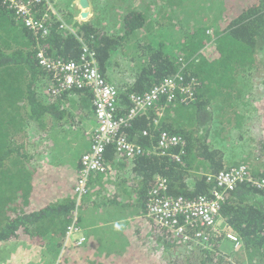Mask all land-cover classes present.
<instances>
[{
    "label": "trees",
    "instance_id": "trees-1",
    "mask_svg": "<svg viewBox=\"0 0 264 264\" xmlns=\"http://www.w3.org/2000/svg\"><path fill=\"white\" fill-rule=\"evenodd\" d=\"M21 1L30 5L38 19L46 8L44 1ZM50 1H57L70 24L74 15L64 11L69 0ZM211 1L200 21L194 18V24H187L179 42L167 45L152 38L139 47L131 37L150 36L153 0H91L103 20H116L119 34H110L100 21H82L73 27L78 39L62 30V22L53 16L47 33L36 34L6 0H0V247L15 242L45 247L51 254L56 249L57 264H231L228 251L217 248L220 237L213 238L215 250L194 248L185 257L181 249L186 244L171 242L168 231L160 230L152 247L145 248L156 231L145 216L150 193L157 187L154 176L163 178L162 192L168 197L192 200L208 195L212 182L207 178L229 167L223 163L224 154L209 143L212 122L224 123L221 131L226 127L243 135L251 131L253 121L235 110L234 101L243 93L240 78L257 71L258 57L264 52V0ZM163 18L171 21L172 15ZM82 44L102 75L117 48L128 53L136 66L131 71L133 81L121 97L123 107L114 117L125 121L118 136L140 146L143 153L119 165L113 164L111 144L103 154L117 173L129 166L123 174H130L122 179L124 184H133L129 190L117 179L91 174L87 192L83 196L76 192L82 177L80 165L74 168L69 163L85 148L76 128L94 117L95 97L85 86L63 87L51 70L39 64L37 55L42 52L51 61L80 64ZM170 77L179 79L178 86L188 93L177 89L171 101L161 96L153 108L127 118L132 98ZM256 111L262 134L253 144L261 155L255 163L243 164L255 180H264V103ZM32 128L34 138L28 135ZM162 133L179 138L180 144L159 146ZM248 141H252L249 136ZM90 187L98 192L93 198H88ZM115 206L141 210L142 224L136 229L113 226L96 234L95 230L82 231L73 218L75 211ZM220 215L227 231L240 239L242 259L236 264H264V192L247 182L238 183L225 193ZM73 224L74 234L66 239L67 227ZM78 238L84 240L75 245Z\"/></svg>",
    "mask_w": 264,
    "mask_h": 264
},
{
    "label": "built area",
    "instance_id": "built-area-1",
    "mask_svg": "<svg viewBox=\"0 0 264 264\" xmlns=\"http://www.w3.org/2000/svg\"><path fill=\"white\" fill-rule=\"evenodd\" d=\"M35 1L38 4L44 1L46 5V8L41 11L39 19L35 17L28 3H24L21 0H6V3L14 11L17 18L21 19L23 24L36 34L45 35L47 33L48 23L53 20V16L62 22L60 26L62 30H68L78 39L73 27L81 22L80 19L74 16L70 24H68L56 6L57 1H54V3H51L50 0ZM64 11L67 12L66 7ZM76 18L77 21L75 20ZM82 45L83 55L82 63L80 64L51 61L42 52L37 55L39 64L51 70L55 75V81L59 82L61 80L63 87L85 86L90 89L95 97L94 117L96 125L90 131L92 138H94L87 152L81 156L79 161L80 174L82 176L76 188L79 196H83L87 192L86 180L89 175L103 174L104 176H114L116 168L108 164L103 156L105 146L110 144L113 146L115 162L132 160L143 153L140 146L118 136L119 127L125 121L114 117L115 112L123 107L121 100L124 93L123 86L129 84L130 78L122 81V78L119 77L121 87L114 86L107 80L108 75H102L99 72L91 55L92 53H89L84 44ZM178 80L176 77L167 78L141 97L132 98L133 107L130 109L127 118L130 119L140 111L153 108L159 102L161 96H166L167 101H171L177 89L180 93L187 94V89L178 86ZM49 84L47 83V85ZM178 143L180 144V139L177 137L167 136L165 133L160 135L159 146L163 148ZM207 180L212 182L208 195L192 200L164 195L162 192L164 191V180H157V187L150 193L145 214L147 219L153 221L156 228V231L154 229L151 233V240L147 241L148 247H152L154 239L160 234V230H166L171 242L176 241L186 244L181 249V253L185 257L194 248V251L201 250L202 247L207 251L215 250L213 238L219 237L220 243L228 241L232 244V251L240 250V239L235 234L227 231L228 226H226L225 220L220 215L225 193L233 190L238 183L242 182L252 184L264 192V180H255L243 163L225 167L217 175L209 176ZM73 234L74 224L67 227L66 239L70 240ZM83 240V238L75 239L74 244L79 245ZM217 248H221L219 242ZM221 254L223 255V252ZM230 257L231 255L229 254L228 259L231 264H236V261H233Z\"/></svg>",
    "mask_w": 264,
    "mask_h": 264
},
{
    "label": "rangeland",
    "instance_id": "rangeland-1",
    "mask_svg": "<svg viewBox=\"0 0 264 264\" xmlns=\"http://www.w3.org/2000/svg\"><path fill=\"white\" fill-rule=\"evenodd\" d=\"M70 3H73L75 0H69ZM91 1V0H90ZM140 1V0H137ZM149 1V0H147ZM154 5L153 15H151V34L147 38L140 36H133L132 41L137 43L141 41H150L152 38L155 41H164L166 44H172V42H179V37L183 36V33L189 26V24H194V18L197 21L201 20V14L203 13V8L207 11L208 3L211 0H183L178 4L168 5L165 4L168 0H153ZM212 0L211 4H214ZM92 7L94 2H91ZM69 10V7L67 8ZM203 10V11H202ZM92 14L94 19L92 22L97 23L100 21V25L108 30L110 34H119L117 22L112 17H106V20H103L100 9H95L93 7ZM172 15L171 21L163 18L164 16ZM98 17L100 19H95ZM77 21V18L75 19ZM170 23V24H169ZM167 44V45H168ZM127 45V44H126ZM259 63L257 71L250 76L246 75L245 77L240 78L241 86L247 81L248 86L244 87V95L247 96L248 102L253 107L258 106L259 100H264V52L258 57ZM114 62V63H113ZM120 61L112 60L110 63L109 70L105 71L107 80H109L114 86L121 87L119 82V77L122 78V81L127 78H132L131 69H136V66L129 67V63H124L126 66L122 67ZM120 89V88H119ZM245 110H251V106H248ZM253 119H249L252 122L250 134L243 135L239 131H235L226 139H221V143H217V148L220 149L226 155L228 160H232L237 153L245 154L247 153L253 145V140L258 138L262 133L259 132L258 123H260V117L250 116ZM249 122L247 125H250ZM253 125L254 128H253ZM218 129V126L215 127ZM248 136L251 138V142L248 141ZM236 141V142H235ZM237 144L238 146H236ZM241 150V151H239ZM234 155H233V154ZM241 154V155H242ZM255 163V161L253 162ZM147 250L150 247H145ZM221 248L226 249L228 254L233 253L232 260L239 261L241 263V254L240 251L233 252L232 244L228 241L221 242ZM56 253V249L52 252L46 250V248H32L26 245H19L18 243H11L4 245L3 248L0 247V264H57L58 258L53 254ZM51 260V261H50Z\"/></svg>",
    "mask_w": 264,
    "mask_h": 264
},
{
    "label": "crops",
    "instance_id": "crops-1",
    "mask_svg": "<svg viewBox=\"0 0 264 264\" xmlns=\"http://www.w3.org/2000/svg\"><path fill=\"white\" fill-rule=\"evenodd\" d=\"M68 7H69V10H67V12L72 13L75 17L78 18V11L75 9L76 6H74L73 3H70V1H69V6H67L66 8H68ZM140 35L141 34H138V36H140ZM131 39H132V37H131ZM143 43H144V41L143 42L142 41L137 42V45L140 47ZM129 51L137 53L136 51H133V50H129ZM112 60L120 61V63L118 62V64H120L122 67H125L126 65L124 63H127V62L129 63V67H131L130 65H132V67H134L133 62H131V56L128 53H125L123 50L118 49V48L116 49V51L111 53V55L109 57V62L111 63ZM109 68H110V65L106 70H109ZM130 71H132V69ZM132 81H133V79L130 78L129 83ZM243 86L244 87L248 86L247 81L245 83H243L241 86V88L243 89V93H244V87ZM243 93L240 94L238 96V99H236L234 101V104L237 105L235 110L237 112H239L240 114L245 115L248 119H253L250 116H258L259 117L258 112L256 111V108L257 107L259 108V106L264 103V100H259L258 106L256 104V106L253 107L248 102L247 96H245ZM248 106H251V110H245ZM95 125H96L95 117L90 116L80 125V128H76L78 130V133L81 135L82 140H85V143H83V146H82V148L83 147H85V148L78 153L76 161L73 160L71 163H69L74 168H79L80 157L88 150V147H89L88 143H89V140L91 138L90 131L95 128ZM221 125L225 126V124L222 123L219 119H216L215 122H212V126L210 128L212 133L210 135L209 143L213 144L215 146L214 147L215 150H220L217 148V143H221L222 142L221 139H226L228 137V136H225L224 134H228L230 136V134L237 131V130H233V129H228V127H226L225 130L221 131ZM216 126H218V129H215ZM215 132H216V134H215ZM28 135L30 137L34 138L35 129L32 128L31 130H29ZM57 136H60V134H58ZM249 142H251V141H249ZM39 144H41V143H39ZM235 145L238 146L237 144H235ZM255 148H256L255 144H253L247 153H245V154H242V152L237 153L235 155L237 157L233 158L232 160H228L226 158V155L222 152L224 154L223 163L226 164L227 166L239 165V164L243 163L244 161H247L249 163L250 162L253 163L254 161H257L258 154L261 155V153L259 151H257L258 154L255 152L256 151ZM260 148H261V146L260 147L258 146L259 150H260ZM239 151H241V150H239ZM115 163H118V165L120 164L119 162H114L113 164L115 165ZM128 165H130V164H128ZM128 168H129V166H128ZM128 168L126 169L127 172L129 170ZM126 170L125 169H123L122 171L119 170V173L115 172L113 177H111V176H106V177H109L110 180L117 179L122 184V186L124 188L129 190L130 188L133 187V184L129 181L125 184L122 183V179L127 177L130 174V173L123 174ZM162 179L163 178L160 175H155L154 176L155 185L157 184V180H162ZM88 191L90 192V193H88V195H89L88 198L89 197L93 198L91 195H93V193L94 194L98 193L96 191L92 192V187H90V189H88ZM141 213H142L141 210L128 209V208H124V207L115 206L113 208H103V209H94V210L83 209V210H79V212L75 211L73 218H74V221H76V223L78 222L82 231L86 232V230H89V231L95 230L96 234H97L99 232V230H104L107 228L112 229L113 226H118V227L129 226L132 229H136V228H138L140 223L142 224V222L140 221ZM82 233L86 236V233H84V232H82Z\"/></svg>",
    "mask_w": 264,
    "mask_h": 264
},
{
    "label": "water",
    "instance_id": "water-1",
    "mask_svg": "<svg viewBox=\"0 0 264 264\" xmlns=\"http://www.w3.org/2000/svg\"><path fill=\"white\" fill-rule=\"evenodd\" d=\"M73 5L76 6L78 11V18L84 22H90L94 19L92 14L93 7L90 0H76L73 2Z\"/></svg>",
    "mask_w": 264,
    "mask_h": 264
},
{
    "label": "clouds",
    "instance_id": "clouds-1",
    "mask_svg": "<svg viewBox=\"0 0 264 264\" xmlns=\"http://www.w3.org/2000/svg\"><path fill=\"white\" fill-rule=\"evenodd\" d=\"M131 83H132V82H131ZM129 84H130V83H129ZM129 84H125V85L123 86V91H124V92L127 91L126 89H127V86H128ZM122 95H123V94H122ZM86 152H87V151H86ZM80 158H81V157H80Z\"/></svg>",
    "mask_w": 264,
    "mask_h": 264
}]
</instances>
